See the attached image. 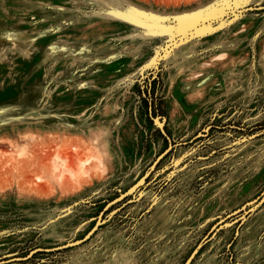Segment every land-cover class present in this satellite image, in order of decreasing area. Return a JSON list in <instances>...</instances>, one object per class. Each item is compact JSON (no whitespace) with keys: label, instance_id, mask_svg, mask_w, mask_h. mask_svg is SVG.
I'll return each mask as SVG.
<instances>
[{"label":"rangeland","instance_id":"rangeland-1","mask_svg":"<svg viewBox=\"0 0 264 264\" xmlns=\"http://www.w3.org/2000/svg\"><path fill=\"white\" fill-rule=\"evenodd\" d=\"M0 264H264V0H0Z\"/></svg>","mask_w":264,"mask_h":264},{"label":"bare ground","instance_id":"bare-ground-1","mask_svg":"<svg viewBox=\"0 0 264 264\" xmlns=\"http://www.w3.org/2000/svg\"><path fill=\"white\" fill-rule=\"evenodd\" d=\"M225 54H223V58H225L224 56ZM220 57V56H219ZM65 164V159L60 157L58 154H55L52 156V165L54 169H58L60 167H63Z\"/></svg>","mask_w":264,"mask_h":264}]
</instances>
